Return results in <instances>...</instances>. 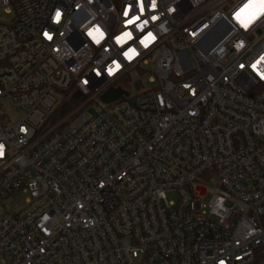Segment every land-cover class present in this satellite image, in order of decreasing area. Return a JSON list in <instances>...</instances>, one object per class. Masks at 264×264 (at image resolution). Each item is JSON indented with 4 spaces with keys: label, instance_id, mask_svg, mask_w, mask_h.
Returning a JSON list of instances; mask_svg holds the SVG:
<instances>
[{
    "label": "built area",
    "instance_id": "1",
    "mask_svg": "<svg viewBox=\"0 0 264 264\" xmlns=\"http://www.w3.org/2000/svg\"><path fill=\"white\" fill-rule=\"evenodd\" d=\"M152 2L0 0V264H264V8Z\"/></svg>",
    "mask_w": 264,
    "mask_h": 264
},
{
    "label": "rangeland",
    "instance_id": "2",
    "mask_svg": "<svg viewBox=\"0 0 264 264\" xmlns=\"http://www.w3.org/2000/svg\"><path fill=\"white\" fill-rule=\"evenodd\" d=\"M11 19H12V15L10 13H7L5 11L0 12V22L1 23H9L11 21ZM150 70L152 71V68ZM133 78H134L133 81H135V79H139V78L142 79L143 84L145 85L146 88H149V86H151L149 84L148 77H146V76L140 77L138 75H134ZM130 85H131V93L133 94L134 89H133L132 84H130ZM1 111L6 112V113H11V106L9 105V103L7 101H3L2 106H1ZM89 112L94 116L96 115V109L94 107H91L89 109ZM58 119H59V117L56 118V120H58ZM210 187H213V186L211 185ZM211 197H212V193L208 192L206 194V196L204 197L203 201L205 203H209V201L211 200ZM28 200H29V197L27 195L19 194L15 197L8 199L5 202V208L10 213L19 212L27 206ZM169 200L170 201L176 200V195H172L171 197H169Z\"/></svg>",
    "mask_w": 264,
    "mask_h": 264
},
{
    "label": "snow or ice",
    "instance_id": "3",
    "mask_svg": "<svg viewBox=\"0 0 264 264\" xmlns=\"http://www.w3.org/2000/svg\"><path fill=\"white\" fill-rule=\"evenodd\" d=\"M259 4H260V7L261 8H264V0H259ZM253 6V3H252V0H249V3L248 4H245L244 7L241 9V12L245 11L246 9L250 8ZM152 7L154 8L155 7V0H153L152 2ZM141 11H143V3H142V0H141ZM127 11L125 12V15H127ZM60 12H57L56 13V17H55V20L58 22L59 19H60ZM239 15L240 13H237V18H239ZM134 19H139V17H135ZM153 19H155V17H153ZM134 22V20H129L127 21L128 24H132ZM245 27H247V25L245 24ZM45 35H47V33H45ZM89 35H91V33H89ZM102 36V34H101ZM124 37H127L128 39H131V34L130 33H124L121 37H117V42L118 43H122L123 40H124ZM149 37L151 39H155V37H152V34L151 33H148V36L145 37V39H142L140 41L141 44H143L145 47L148 46V44L151 42V39H149ZM51 38V37H49ZM97 43H99V40H97ZM130 52H131V55H129L128 53H125L126 56H128L129 59L132 58V56H134L136 53H135V50L134 49H130ZM117 67H119V65H117ZM253 67H255V65H253ZM2 147V146H0Z\"/></svg>",
    "mask_w": 264,
    "mask_h": 264
},
{
    "label": "water",
    "instance_id": "4",
    "mask_svg": "<svg viewBox=\"0 0 264 264\" xmlns=\"http://www.w3.org/2000/svg\"><path fill=\"white\" fill-rule=\"evenodd\" d=\"M127 92H125L123 89L121 88H117V89H110L108 92H106L103 96H102V101L104 103H112V102H117L121 97L126 96ZM80 97V93H76L75 94V98L78 99Z\"/></svg>",
    "mask_w": 264,
    "mask_h": 264
},
{
    "label": "trees",
    "instance_id": "5",
    "mask_svg": "<svg viewBox=\"0 0 264 264\" xmlns=\"http://www.w3.org/2000/svg\"><path fill=\"white\" fill-rule=\"evenodd\" d=\"M64 113H65V111H62V112L59 111V112H57V116H58V117L63 116Z\"/></svg>",
    "mask_w": 264,
    "mask_h": 264
},
{
    "label": "clouds",
    "instance_id": "6",
    "mask_svg": "<svg viewBox=\"0 0 264 264\" xmlns=\"http://www.w3.org/2000/svg\"><path fill=\"white\" fill-rule=\"evenodd\" d=\"M57 12H59V10H57L56 13H57ZM55 17H56V14H55ZM0 146H2V145H0ZM0 149H2V147H0Z\"/></svg>",
    "mask_w": 264,
    "mask_h": 264
}]
</instances>
